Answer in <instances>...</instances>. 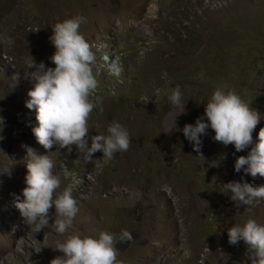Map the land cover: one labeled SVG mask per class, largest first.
<instances>
[{
    "label": "rangeland",
    "instance_id": "rangeland-1",
    "mask_svg": "<svg viewBox=\"0 0 264 264\" xmlns=\"http://www.w3.org/2000/svg\"><path fill=\"white\" fill-rule=\"evenodd\" d=\"M77 17L84 18L79 32L96 57L89 136L108 135L118 122L130 137L129 149L108 161L98 151L87 163L75 146L54 145L48 152L32 132L36 111L26 107L34 87L25 78L35 71L29 62L54 68L52 26ZM205 41L227 44L234 51L231 61L221 67L218 58L208 66ZM112 64L120 76H110ZM230 72L235 82L242 81L238 87L234 82L213 87L234 91L259 112L255 143L264 128V0H0V264H50L63 255L55 249L58 242L77 234L99 238L102 231L117 240L124 231L132 235L129 247L117 253L118 264H251L247 246L230 245L227 229L249 219L264 225V199L237 207L223 185L241 180L264 185V177L234 168L236 157L252 146L236 152L234 145L207 142L203 159H194L179 141L181 131L204 116L208 99L195 92L194 101L182 99L197 113L191 119L172 103L164 108L165 92L186 85L192 74L195 84L207 73L214 84ZM32 150L53 161V174L61 180L57 193L71 183L65 167L81 180L72 193L79 211L64 234L52 224L54 206L49 226L40 232L15 206L17 198L24 200ZM225 217L234 223H221L218 235L209 231Z\"/></svg>",
    "mask_w": 264,
    "mask_h": 264
},
{
    "label": "clouds",
    "instance_id": "clouds-1",
    "mask_svg": "<svg viewBox=\"0 0 264 264\" xmlns=\"http://www.w3.org/2000/svg\"><path fill=\"white\" fill-rule=\"evenodd\" d=\"M83 20V17L71 18L52 26L53 35L50 39L56 51L50 59L55 67L46 68L43 62L37 64L33 58L29 62L28 69L34 68L35 71L29 72L25 78L31 80L34 87L28 92L30 99L26 107L36 111L38 126L33 127L32 132L48 152L54 145L57 150L75 146L87 163L93 161V155L98 151L108 161L114 153L129 149L130 137L118 122L108 127V135L89 136L87 122L94 108L89 97L96 91L98 81L91 67L96 61L92 46L79 32ZM103 59L108 61L109 57L105 55ZM109 70L118 74L114 64L110 65ZM19 78L20 73H16L14 79ZM181 95L177 86L168 99L179 107ZM260 120L259 112L234 91L226 92L218 88L206 103L204 116L197 118L194 125L185 124L182 131L193 144L195 152L201 151V137L207 135L209 128L215 133L214 141L224 146L234 145L236 152L252 146L246 156L236 157L235 171L240 173L243 170L253 178L257 175L264 177V128L259 130L257 142H253V132ZM28 156L27 186L22 193L24 200L17 198L15 206L25 223L36 232L49 226V210L54 206L56 218L52 224L59 234H64L79 211L72 193L81 180L65 167L64 176H70L71 183L62 193H57L61 180L53 174V161L48 155L38 154L34 150ZM223 186L237 207L250 206L254 201L264 199V185L254 186L241 180L230 181ZM227 231L230 245H238L243 241L247 246V260L251 264H264V225L249 219L243 226H233ZM131 239L132 235L127 231L118 240L103 231L99 233V238L70 235L63 243L58 242L55 249L63 255L52 259L50 264H118L117 241Z\"/></svg>",
    "mask_w": 264,
    "mask_h": 264
},
{
    "label": "trees",
    "instance_id": "trees-1",
    "mask_svg": "<svg viewBox=\"0 0 264 264\" xmlns=\"http://www.w3.org/2000/svg\"><path fill=\"white\" fill-rule=\"evenodd\" d=\"M197 38L199 39L200 37H197ZM204 44H205V48L209 49L208 53L205 55V59L207 61L208 66H211L213 64V61L215 59H218V58H219L221 67L225 61H231L232 55L234 54V51L229 49L227 44H215V43H211V42L207 43V41H205ZM232 75L236 76V74L233 72H230L229 75L228 74L223 75L221 73V75L215 79L216 83L212 84L210 81H208V73H207V74H205L202 82L195 84L194 80H196V75L192 74V76H189L188 79L186 80V82H187L186 85L185 84L179 85V89H180L181 94H182L181 95V104H180L179 108H182V110L186 111L188 113L187 118L191 119V115L197 114V113L195 111H189L184 106V104L182 103V99L194 101L193 93L195 92L196 94L203 96L204 99L207 98L209 100L215 91V87H213V86L216 84H218L219 86H222L223 84L234 82L235 87H238V85H240L242 83V81L241 82L240 81L235 82L231 78ZM176 87L173 86L172 88L175 89ZM172 90H170V91H172ZM170 91L167 90L165 92V95L167 94L169 96L171 94ZM207 99H206V101H207ZM196 100H197V98H196ZM167 103L168 104L165 105L164 108L170 109L171 108L170 100H168ZM201 114L203 115V113H201ZM200 117H202V116H200ZM188 124L194 125L195 122H191ZM214 135H215L214 131H212V132L207 131V135H203L201 137L203 144H202V148H201L200 152H195L193 150V144L185 138L182 131H181V136H180L179 141L186 144V147L184 149L186 151H188L194 159L201 161L203 159V151L206 147L207 142L210 146H213V145L216 146L217 143H219V142L213 140ZM210 151H211V149H210ZM220 208L225 209L226 205L220 206ZM215 222L217 223L218 226L213 228L214 230H209V231L212 233H215L216 235H218L220 233L219 232V230H220L219 226L221 225V223L225 224V225H229V226H231V224L234 223L230 218H227V217H225L223 220L221 218H219L218 220H215ZM237 264H239V263H237Z\"/></svg>",
    "mask_w": 264,
    "mask_h": 264
},
{
    "label": "water",
    "instance_id": "water-1",
    "mask_svg": "<svg viewBox=\"0 0 264 264\" xmlns=\"http://www.w3.org/2000/svg\"><path fill=\"white\" fill-rule=\"evenodd\" d=\"M130 245L129 241H120L116 244L118 251L124 252Z\"/></svg>",
    "mask_w": 264,
    "mask_h": 264
},
{
    "label": "built area",
    "instance_id": "built-area-1",
    "mask_svg": "<svg viewBox=\"0 0 264 264\" xmlns=\"http://www.w3.org/2000/svg\"><path fill=\"white\" fill-rule=\"evenodd\" d=\"M115 69H116V71L118 72V74H116L115 72H113V71H110V76H113V77H118V76H120V74H121V69L119 70V67H115Z\"/></svg>",
    "mask_w": 264,
    "mask_h": 264
}]
</instances>
